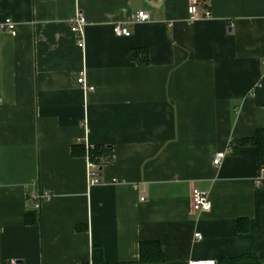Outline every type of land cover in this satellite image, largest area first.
<instances>
[{"label":"crops","instance_id":"obj_1","mask_svg":"<svg viewBox=\"0 0 264 264\" xmlns=\"http://www.w3.org/2000/svg\"><path fill=\"white\" fill-rule=\"evenodd\" d=\"M77 10L83 49L68 24ZM6 18L0 264H91L94 247L103 264H139L140 242L155 240L165 261L141 264L264 254V178L254 147L233 150L264 128V0H0ZM120 24L129 36L113 33ZM79 143L111 145L113 160L89 169L71 153ZM192 189L209 211L192 210Z\"/></svg>","mask_w":264,"mask_h":264},{"label":"trees","instance_id":"obj_2","mask_svg":"<svg viewBox=\"0 0 264 264\" xmlns=\"http://www.w3.org/2000/svg\"><path fill=\"white\" fill-rule=\"evenodd\" d=\"M131 59L138 64H147L149 57L146 49L135 48L130 50ZM249 145L255 148L257 164L261 168L264 166V128H259L251 137L240 138L233 143V150L236 151L240 146ZM74 156L85 155L88 160L100 169L104 164L113 160V146L94 145L86 147L82 143L75 144L71 148ZM25 222L28 224L38 223L39 216L35 211H27L24 214ZM240 231L247 229L245 220L237 222ZM139 264L164 262V252L161 243L158 241H141L139 246ZM91 264H103L102 251L100 247L92 249ZM216 264H264V254L257 257L252 254H243L239 257L219 258Z\"/></svg>","mask_w":264,"mask_h":264},{"label":"built area","instance_id":"obj_3","mask_svg":"<svg viewBox=\"0 0 264 264\" xmlns=\"http://www.w3.org/2000/svg\"><path fill=\"white\" fill-rule=\"evenodd\" d=\"M188 21L189 22H193V20L197 19L199 17L198 15V7H196V5L193 3L192 5L189 6L188 8ZM211 15V12L209 10L205 11L203 13L204 18H207ZM149 19V15L145 12V11H138L135 15V20L136 21H146ZM68 24L70 25V29L71 32L75 35L76 40H77V45L80 48H84L85 46V39L83 38L84 36V28H85V24H86V19L85 16L83 15V13L80 10H77L75 12V14L69 18L68 20ZM0 28L1 29H5L7 31H14L15 27H14V23L10 20V18H6L4 19V21L0 24ZM113 33L116 36H129L130 35V31L128 29L127 26L125 25H115L113 26ZM77 83L80 84L82 86V88L84 90H86L87 88L89 90H92L93 87H88V85L85 83V78L84 76L81 74L80 76H78L77 78ZM226 153L225 152H216L212 163L214 165H218L222 162V160L225 158ZM96 165L92 164L89 160H88V168L89 169H96ZM97 174H91V183H95L98 182V178H97ZM264 178V166L261 167L259 169V174L257 175L255 181L258 185H260L262 183V179ZM50 197V194H48L47 192L44 193H40L37 195L36 198L39 199H48ZM191 202H192V210L193 211H209V209L211 208V201L208 197V195L201 191V190H197V189H192L191 191ZM194 237L199 240L202 236L200 233H195ZM18 261H16L15 259H10V263L9 264H17ZM188 264H216L215 260H209V259H200V260H190L188 262Z\"/></svg>","mask_w":264,"mask_h":264}]
</instances>
